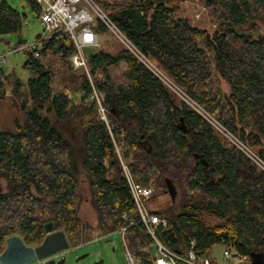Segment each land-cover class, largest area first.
I'll return each instance as SVG.
<instances>
[{
  "label": "trees",
  "instance_id": "obj_1",
  "mask_svg": "<svg viewBox=\"0 0 264 264\" xmlns=\"http://www.w3.org/2000/svg\"><path fill=\"white\" fill-rule=\"evenodd\" d=\"M27 1L38 15L39 6ZM94 1L172 82L264 160V0H201L212 29L179 16L170 0ZM25 16L0 0V35L21 32ZM91 26L99 35L107 30L99 19ZM73 52L58 31L38 56L27 52L25 81L0 65V102L9 87L22 115L14 130L0 129V253L13 235L39 244L48 222L69 246L91 240L92 232L106 236L125 227L129 251L155 264L121 159L136 182L154 188L147 205L165 218L156 236L168 247L186 253L193 239L197 253L208 255L222 244L250 264H256L251 255L264 264V172L123 46L88 58L91 73L102 75L94 85L105 92L106 123L89 99L88 79L69 62ZM48 56L59 57L61 72ZM120 64L124 82L115 83L111 68ZM83 184L94 224L80 216ZM164 194L166 202L156 205Z\"/></svg>",
  "mask_w": 264,
  "mask_h": 264
},
{
  "label": "built area",
  "instance_id": "obj_2",
  "mask_svg": "<svg viewBox=\"0 0 264 264\" xmlns=\"http://www.w3.org/2000/svg\"><path fill=\"white\" fill-rule=\"evenodd\" d=\"M33 1L39 6L38 17L43 25L44 36L41 35L39 38H36L31 44H27L26 42L24 44H17L9 53H3L0 55V65L7 60V55L22 49L30 52L34 57L38 56L46 40L51 38L53 34L58 31L64 32L74 47V52L69 56V62L73 69L82 71L87 77L91 86L89 99L95 102L99 117L107 123V108L104 104L105 92L95 87L88 63L89 55L95 53L100 47L99 34L91 26L95 19H99L125 49L130 51L146 68L160 78L169 89L174 90L181 99L188 103L216 130L242 151L252 163L255 162L257 165L253 164L256 167L258 166L260 170L264 172V160L242 140L228 131L210 113L201 108L179 86L172 82L147 55L134 45L94 0ZM120 162L131 198L139 214V222L145 227L153 240L155 264H212L209 256L197 253L195 241L193 239L190 240L186 253L176 252L158 239L156 236V229L159 226H165L166 220L150 212L147 207V203L153 195L154 188L151 186H142L140 183L136 182L127 165L121 159ZM118 231L121 233L127 263L142 264L127 248L124 241L125 227H122ZM222 257L230 261L231 264H240L245 259H248V256L241 254L230 246H225L222 251ZM42 264H44V262H42Z\"/></svg>",
  "mask_w": 264,
  "mask_h": 264
},
{
  "label": "rangeland",
  "instance_id": "obj_3",
  "mask_svg": "<svg viewBox=\"0 0 264 264\" xmlns=\"http://www.w3.org/2000/svg\"><path fill=\"white\" fill-rule=\"evenodd\" d=\"M12 7L17 9L20 13L25 14L24 28L27 30V44H31L36 40L37 35L44 36L43 25L37 15V13L30 7L27 0H5ZM171 5H175L177 14L179 16L188 17L195 25L213 28L212 23L207 17V10L202 5L201 0H170ZM100 47L97 50H105L108 52H116L122 47L121 43L114 37V35L106 30L99 35ZM15 34H2L0 35V55L3 53H9L16 46ZM27 59V51L25 49L13 52L7 55V60L2 63V67L9 72H14L23 81H25L29 75V71L23 68V63ZM44 61L46 59H43ZM47 60L55 65L56 69H60V60L57 56H48ZM124 64H120L114 68H111V75L113 82L122 83L124 78L122 71L124 70ZM60 71V70H59ZM80 71V70H79ZM61 72V71H60ZM82 72V71H81ZM83 73V72H82ZM84 74V73H83ZM85 75V74H84ZM86 77V76H85ZM100 73L92 74L91 78L94 82L95 78H101ZM57 78V77H56ZM87 78V77H86ZM59 84L58 79L55 82ZM171 90V89H170ZM176 99L180 96L171 90ZM21 111L16 99L11 95V89L7 88V96L0 102V129L14 130V120L17 117H21ZM257 165L255 162H253ZM260 171V168L257 166ZM0 186H3V181L0 180ZM176 193L174 194L175 197ZM168 194L160 195L156 198L155 204H163L168 199ZM173 197V198H174ZM148 207V205H147ZM80 216L88 224L95 223V214L89 202V195L85 185L82 186V202L80 206ZM205 221L213 223L214 220L204 215ZM225 245L216 244L210 250L207 256L215 260L216 264H231L230 261L223 259L222 251ZM150 252L155 254L154 247H150ZM55 262L60 261L63 258V262L60 264H128L124 245L121 239V233L114 231L106 236H99L96 232H92V239L78 244L76 246H67L65 249L54 253L52 256ZM45 260H40L38 264H42ZM240 264H250V259H245Z\"/></svg>",
  "mask_w": 264,
  "mask_h": 264
},
{
  "label": "water",
  "instance_id": "obj_4",
  "mask_svg": "<svg viewBox=\"0 0 264 264\" xmlns=\"http://www.w3.org/2000/svg\"><path fill=\"white\" fill-rule=\"evenodd\" d=\"M16 43L24 44L27 41V30L22 29L16 35ZM168 190L171 197H174L175 190L170 182H168ZM46 235L42 241L35 246H28L23 243L18 235H13L5 239V246L0 253V264H32L39 260H45L44 264H60L63 258L55 262L52 257L54 253L65 249L69 244L62 231L54 230L53 223L44 224ZM252 262L257 263V258L251 255Z\"/></svg>",
  "mask_w": 264,
  "mask_h": 264
},
{
  "label": "crops",
  "instance_id": "obj_5",
  "mask_svg": "<svg viewBox=\"0 0 264 264\" xmlns=\"http://www.w3.org/2000/svg\"><path fill=\"white\" fill-rule=\"evenodd\" d=\"M125 66V65H124Z\"/></svg>",
  "mask_w": 264,
  "mask_h": 264
}]
</instances>
